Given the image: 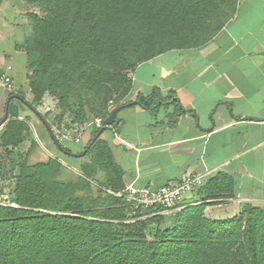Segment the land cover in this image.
Returning a JSON list of instances; mask_svg holds the SVG:
<instances>
[{"label": "trees", "instance_id": "trees-1", "mask_svg": "<svg viewBox=\"0 0 264 264\" xmlns=\"http://www.w3.org/2000/svg\"><path fill=\"white\" fill-rule=\"evenodd\" d=\"M44 2L45 15L31 14L33 31L25 47L34 98L26 102L20 95V101L33 110L50 92L65 106L79 92L105 120L116 107L132 105L124 102L133 88L129 71L167 51L207 44L235 17L240 0ZM108 95L116 97L112 110ZM17 96L11 93L9 99ZM171 100L177 117L196 115L173 93L154 94L149 108ZM9 112L0 139L2 146L16 147L31 127L15 105ZM117 116L110 129L121 121ZM100 128H92L93 138ZM93 138L80 157L88 159L78 181L59 179L65 166L56 158L21 165L11 203H0V264H264V207L247 204L231 220L206 217L209 203L133 211L125 198L110 192L125 188L122 167L108 143L101 136L91 143ZM102 174L94 192L91 181ZM204 187L210 204L235 197V182L224 174L198 190Z\"/></svg>", "mask_w": 264, "mask_h": 264}, {"label": "crops", "instance_id": "crops-1", "mask_svg": "<svg viewBox=\"0 0 264 264\" xmlns=\"http://www.w3.org/2000/svg\"><path fill=\"white\" fill-rule=\"evenodd\" d=\"M24 13L14 0L0 6V69L14 78L18 96L30 90L25 49L30 24ZM172 93L196 115L177 117L174 100L160 101L157 109L132 104L119 111L118 126L101 135L123 169L125 187L157 189L197 174H206L207 183L224 174L235 182V197L210 204L204 187L187 193L183 204L209 203L204 213L212 220H231L247 204L264 207V0H240L235 17L207 44L141 63L125 102ZM10 94L0 89V121ZM11 104L31 126L38 145L53 140L42 119L23 116L26 104L20 98ZM92 138L90 129L82 148H67L83 152Z\"/></svg>", "mask_w": 264, "mask_h": 264}, {"label": "rangeland", "instance_id": "rangeland-1", "mask_svg": "<svg viewBox=\"0 0 264 264\" xmlns=\"http://www.w3.org/2000/svg\"><path fill=\"white\" fill-rule=\"evenodd\" d=\"M14 1L18 3L20 5V8L24 10V14L26 15L27 20L30 24L29 36L27 38L28 41L33 31L31 14H36L39 16L45 15V2L44 0ZM128 73V76L133 79V72L129 71ZM23 96L29 102H33L34 96L30 90ZM126 98L124 102L126 101ZM105 99L109 110H112L116 105V97L114 95H108L107 97L105 96ZM89 100L90 98H86L85 96L79 97V92H76L75 97H73L67 105L63 106L55 95L50 92H46L41 101L35 104V107L40 112L41 116L46 119V121L50 125L51 133L54 134L55 131H53V129L61 126L62 124L77 123L80 126L85 127L86 125L90 124L95 118L101 117V112L99 111V109H97L96 111L91 110L92 107L89 106ZM95 103L99 104L100 99H95ZM24 106L26 107L27 105ZM25 107H23L22 110H24L23 116L26 119L30 120V118H34L35 120L41 121L40 116H38L34 110L30 109L28 106L26 108ZM95 126L96 125H91L86 130L83 142L78 144L66 143L63 144V146L70 147V149L74 147L82 148L85 143L84 139L86 137V134H88V131ZM42 130L44 133H46V129L43 126ZM2 132L3 130L0 131V137ZM37 135L40 136V140L43 138L41 134ZM46 135L48 136V134ZM35 136L36 134H33L31 128V132L26 137V140L16 147H4L2 146L0 139V203H11V195L9 193L11 187L16 181V177L20 171V167L25 161L32 165L40 161H47L50 158L58 159L65 166L63 173L59 177V179L62 181L75 182L78 181L79 177L82 175L80 171L81 163L86 162L88 158L66 155L64 152L58 149V147L54 143V140L50 139L49 136V140H46L47 143L39 142L40 145H38ZM50 140L52 141L51 145ZM34 142H36V144H34ZM82 151H84V149ZM101 180L102 176H98L91 181L94 192H97L100 188L99 182H101Z\"/></svg>", "mask_w": 264, "mask_h": 264}, {"label": "built area", "instance_id": "built-area-1", "mask_svg": "<svg viewBox=\"0 0 264 264\" xmlns=\"http://www.w3.org/2000/svg\"><path fill=\"white\" fill-rule=\"evenodd\" d=\"M0 89H5L11 93L16 92V82L14 78L5 70L0 69ZM96 125L102 127L104 120L101 117L95 118L85 127L77 123L62 124L53 129L55 139L60 143H81L86 130ZM206 174L190 175L178 183H170L157 189L128 185L118 192L111 193L125 198L131 205L132 210H148L161 206L167 210H181L185 207L183 204L184 197L187 193L197 191L206 182ZM147 212V211H146ZM146 213L145 216H149Z\"/></svg>", "mask_w": 264, "mask_h": 264}, {"label": "water", "instance_id": "water-1", "mask_svg": "<svg viewBox=\"0 0 264 264\" xmlns=\"http://www.w3.org/2000/svg\"><path fill=\"white\" fill-rule=\"evenodd\" d=\"M18 98H21L20 96H17ZM12 98H10L8 100V103H7V108H6V112H5V115L4 117L2 118V120L0 121V126H2L4 123H6L9 119V116H10V112H9V105H10V102H11ZM24 100V99H23ZM28 102V101H26ZM130 104H139V105H142V106H151L152 105V97H145V96H140V99L137 100V101H134V102H130ZM33 108V110L36 112V114L38 116H40V118L42 119V121L45 123V125L47 126V128L49 130L50 129V125L48 124V122L41 116L40 112L33 106H31ZM122 107L123 106H118L116 107L112 112L111 114L104 120V125L100 128L99 132L96 134V136L93 138L92 142L93 143L94 141H96L106 130L110 129L112 127V124L115 122L116 120V116L118 114V112L120 110H122ZM55 144L57 145V147L63 151L65 154H70L71 156L73 157H82L84 155L87 154L89 148L91 147V144H89L87 146V148L83 151V152H80V153H76V152H70L68 150L65 149V147L59 143L53 134H51Z\"/></svg>", "mask_w": 264, "mask_h": 264}]
</instances>
